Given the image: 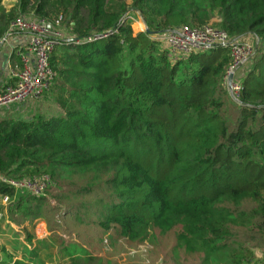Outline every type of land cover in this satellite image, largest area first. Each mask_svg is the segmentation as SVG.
<instances>
[{
  "label": "trees",
  "instance_id": "1",
  "mask_svg": "<svg viewBox=\"0 0 264 264\" xmlns=\"http://www.w3.org/2000/svg\"><path fill=\"white\" fill-rule=\"evenodd\" d=\"M212 13L230 43L256 40L236 101L222 83L228 46L171 60L158 40L208 25ZM18 14L67 39L49 60L45 96L57 115L0 120V175L52 183L18 196L0 182V197L18 196L11 221L25 231L43 208L56 212L51 192L113 237L142 242L179 229L174 250L201 264L253 263V250L264 252V0H18L9 10L0 1V38ZM135 15L146 27L136 34Z\"/></svg>",
  "mask_w": 264,
  "mask_h": 264
},
{
  "label": "rangeland",
  "instance_id": "2",
  "mask_svg": "<svg viewBox=\"0 0 264 264\" xmlns=\"http://www.w3.org/2000/svg\"><path fill=\"white\" fill-rule=\"evenodd\" d=\"M0 1L4 9L9 10L11 6H16L18 0ZM212 14L218 17L216 13ZM217 23L219 21L211 22L209 25L216 27ZM131 28L136 34L146 27L135 15ZM246 63L241 66L240 74L249 67V65L245 66ZM41 177L35 178L41 179ZM63 177L67 176L64 174ZM51 186L50 180L45 190ZM24 191L18 190V196ZM53 195L51 192L46 194V201L49 206L56 207L57 211L50 213L43 208L40 218L31 225H26L25 231L11 221L12 216L9 212L11 204L18 196L11 200L0 197V262L23 260L31 264H67L74 257L82 259L92 257L101 264H201V256L184 254L181 249L174 250V246L178 243L176 233L179 229L166 232L167 228H159L162 232L156 229L148 240L130 242L103 233L97 227L86 226L81 212L69 215L73 210L70 211L66 207L73 206L76 203L74 200L61 205L56 203ZM25 232L29 234V238ZM246 245L251 247L250 244ZM253 251L255 260L248 264H261L264 252H261V249ZM210 264L224 263L218 258L212 259Z\"/></svg>",
  "mask_w": 264,
  "mask_h": 264
},
{
  "label": "built area",
  "instance_id": "3",
  "mask_svg": "<svg viewBox=\"0 0 264 264\" xmlns=\"http://www.w3.org/2000/svg\"><path fill=\"white\" fill-rule=\"evenodd\" d=\"M17 34L20 40L15 45L13 56L18 59L19 70L11 71L13 82L0 90V110L13 105H21L30 100H36L45 95L51 88L55 73L49 60L53 49L60 41L67 39L64 31H59L45 20L32 15L18 14L8 27L7 34L0 38V51L8 35ZM168 50L171 60L184 58L194 52H207L217 46H228L230 65L227 68L222 83L236 101L239 92L238 72L250 58L255 39L249 38L230 43L227 34L211 25L202 27L180 26L158 38ZM79 44V42H76ZM230 74L233 79L230 87L227 81ZM49 176L30 179H12L0 175V182L15 191L25 190L35 196L44 193L50 183ZM6 199V198H5Z\"/></svg>",
  "mask_w": 264,
  "mask_h": 264
},
{
  "label": "crops",
  "instance_id": "4",
  "mask_svg": "<svg viewBox=\"0 0 264 264\" xmlns=\"http://www.w3.org/2000/svg\"><path fill=\"white\" fill-rule=\"evenodd\" d=\"M17 3V2H16ZM15 7V6H11ZM212 16L210 23L214 21H219V16ZM20 40V37L17 34L8 35L6 37V42L1 48L0 51V90L7 84L13 82L11 78V71L16 68L19 70V61L13 56V50L15 45ZM240 70L238 75L240 74ZM46 95V94H45ZM40 97L36 100H30L21 105L9 106L3 110H0V119L9 118L13 120H31L33 118L41 117L46 118L52 115H57V110L50 103L47 97Z\"/></svg>",
  "mask_w": 264,
  "mask_h": 264
},
{
  "label": "water",
  "instance_id": "5",
  "mask_svg": "<svg viewBox=\"0 0 264 264\" xmlns=\"http://www.w3.org/2000/svg\"><path fill=\"white\" fill-rule=\"evenodd\" d=\"M232 79H233V74H230L228 77V81H227L228 87H230V85L232 83Z\"/></svg>",
  "mask_w": 264,
  "mask_h": 264
}]
</instances>
